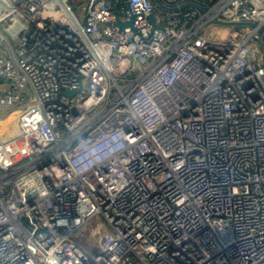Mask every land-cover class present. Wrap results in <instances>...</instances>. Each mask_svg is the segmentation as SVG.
Masks as SVG:
<instances>
[{
	"label": "built area",
	"instance_id": "obj_1",
	"mask_svg": "<svg viewBox=\"0 0 264 264\" xmlns=\"http://www.w3.org/2000/svg\"><path fill=\"white\" fill-rule=\"evenodd\" d=\"M160 1L0 0V264H264V0Z\"/></svg>",
	"mask_w": 264,
	"mask_h": 264
},
{
	"label": "water",
	"instance_id": "obj_2",
	"mask_svg": "<svg viewBox=\"0 0 264 264\" xmlns=\"http://www.w3.org/2000/svg\"><path fill=\"white\" fill-rule=\"evenodd\" d=\"M153 2L159 7L164 10H171V8H168L162 4L160 0H153ZM184 5H190L193 7H196L199 10H204V7L198 3L190 2L186 3ZM134 14H131L130 18L126 21H121L120 19L116 20V25L118 27V30H125V29H133V20H134ZM152 20H154L153 14H150L149 16ZM214 24H217L218 26L222 27H240V26H248L251 28H254L256 32L260 35V39L262 41V44L264 45V32L262 28H260L255 22L252 21H223L218 19H212L211 20ZM1 82V80H0ZM67 95L71 94L69 91H65ZM22 131L20 125H19V114L13 115L9 117L8 119L4 121H0V140L4 141Z\"/></svg>",
	"mask_w": 264,
	"mask_h": 264
},
{
	"label": "rangeland",
	"instance_id": "obj_3",
	"mask_svg": "<svg viewBox=\"0 0 264 264\" xmlns=\"http://www.w3.org/2000/svg\"><path fill=\"white\" fill-rule=\"evenodd\" d=\"M25 27L26 24L19 22L18 25L14 28V35L19 34ZM90 225H92V223L88 224L87 227H85L86 229L83 232L85 236L83 238H86V236L90 237L91 235H93L95 226H90ZM93 249H96L95 245H93Z\"/></svg>",
	"mask_w": 264,
	"mask_h": 264
}]
</instances>
